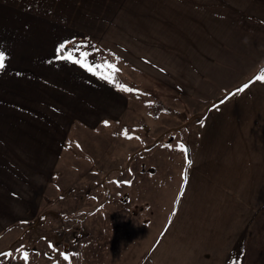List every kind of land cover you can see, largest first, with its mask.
Here are the masks:
<instances>
[{
    "label": "rangeland",
    "instance_id": "1",
    "mask_svg": "<svg viewBox=\"0 0 264 264\" xmlns=\"http://www.w3.org/2000/svg\"><path fill=\"white\" fill-rule=\"evenodd\" d=\"M126 1L124 6V0H76L75 8L64 15L69 22L73 18L74 23L64 25V37L90 39L88 46L80 50L89 53V63L100 66L97 71L103 72L105 78L78 68L68 75L60 73L58 113L45 107L47 101L39 95L31 107H35L32 113L42 112L50 121H11L5 115L26 118L22 114L26 111L19 113L13 107L0 106V144L12 149L10 153H0V170H8L15 177L42 164V173L37 176L40 183L26 184L33 195V216L12 221L11 227L0 234V253L11 252L7 257L11 263L19 261L27 251L33 264H147L142 255L151 249L150 239L158 238L174 211L185 172L190 175L193 166L188 159L193 161L194 152L190 144L200 141L196 137L199 124L204 123L200 116L206 114L210 101L196 90H191L190 96L182 93L177 83L161 72L139 71L147 60L144 53L152 52L156 42H147L149 51L144 46L132 54V41L120 40L132 33V17L138 19L137 11L142 9L141 0ZM207 1L209 8L218 6L206 9L217 21L227 17L226 37L238 33L233 22L237 17L235 8L221 7L222 0ZM71 43L76 44V49L78 41ZM116 51L124 54L117 58ZM259 57L261 61L251 72L237 76L240 80L236 84L261 69L264 54ZM105 62L115 65V69L105 67ZM109 76L111 79L106 78ZM87 80H93L92 84L82 83ZM98 80L102 81V89ZM232 81L220 83L217 96L213 89L216 99L224 95L222 90ZM118 84L127 85V89ZM86 98L92 102L91 112H84ZM116 100L124 103L120 105L123 115L121 111L116 114L119 119L115 116ZM105 120L109 121L107 125ZM41 126L44 130L38 131ZM125 130L131 138L124 135ZM36 136L53 141L52 152L17 151L25 149L19 147L23 139L33 143ZM185 140L191 141L190 151L187 146L186 151L179 147L185 145ZM137 209L141 212L140 228L134 230L130 226L138 216ZM146 222L151 234L144 239ZM147 241L149 245L145 247ZM246 244L250 247L246 264H264V169L253 167L246 169ZM39 256L40 260L35 261Z\"/></svg>",
    "mask_w": 264,
    "mask_h": 264
},
{
    "label": "crops",
    "instance_id": "2",
    "mask_svg": "<svg viewBox=\"0 0 264 264\" xmlns=\"http://www.w3.org/2000/svg\"><path fill=\"white\" fill-rule=\"evenodd\" d=\"M75 1L0 0V50L10 54L0 70V106L4 104L18 112L26 111L22 113L26 118L5 115L11 121H50L51 118L42 112L32 113L35 110L32 105L35 100L38 102L37 95L47 101L45 107L48 105L52 112L58 113L59 74L68 75L76 68L91 74L80 64L63 59V51H56L64 41H68L65 51L74 48L73 41H78L76 49L84 50L89 44L87 37L67 40L63 34L65 24H74L73 18L69 22L64 15L68 14V9L75 8ZM222 1L221 7L231 5L229 9L236 10L233 22L239 32L233 37H226L224 32L229 28L227 17L217 21L206 11L218 7L209 8L207 0H141L138 19L132 17L131 20L132 33L129 37H120V40L132 41V54L140 52V47L146 46L148 41L156 42L152 52L150 45L146 46L148 53L142 51L147 60L144 61L146 68H139L141 73L143 70L161 72L165 78L176 82L182 93L190 96L191 90H196L210 101L206 114L200 116L204 121L199 124L200 132L196 135L200 141L194 144L183 141L189 151L190 145L194 147L193 161L188 159L193 167L189 176L185 172L168 222H164L166 225L155 241L150 239L151 249L142 255L147 264H246L250 248L246 244V169H264V80L258 79L264 72V64L245 82L236 83L240 80L237 76L251 72L261 61L259 56L264 54V0ZM126 2L124 0V6ZM122 53L116 51L115 57ZM116 67L121 69L119 65ZM229 79L233 81L222 90L224 95L216 99L220 92L216 88ZM87 81L82 83L91 85L93 80ZM99 82L102 89V81ZM243 85L247 87L240 90ZM123 104L115 101L118 119L116 114L121 111L123 115L120 106ZM91 105L86 98L84 112H91ZM42 130L43 126L38 131ZM33 139V143L31 139H23L19 147L25 149L17 151L52 152L53 141L42 136ZM10 152L12 149L8 145L0 144V153ZM33 167L32 172L25 171L15 177H11L8 170H0V234L11 227L12 221L19 218L25 221L33 216V195L26 184L41 181L37 176L42 173V164L39 168ZM139 213L137 209L138 216L130 229L140 228ZM148 225L146 222V229L143 228L144 239L151 234ZM147 242L145 247L149 245ZM5 253L8 251L0 253V264H24L22 257L9 262ZM27 264L33 261L28 259Z\"/></svg>",
    "mask_w": 264,
    "mask_h": 264
},
{
    "label": "snow or ice",
    "instance_id": "3",
    "mask_svg": "<svg viewBox=\"0 0 264 264\" xmlns=\"http://www.w3.org/2000/svg\"><path fill=\"white\" fill-rule=\"evenodd\" d=\"M67 44H68V41H64L56 49L57 52L63 51V56H62L63 59L72 61V62H74L76 64H80L82 67L86 68L88 71L94 72L95 74L100 75L102 78H105L103 72L97 71V67H100V66L93 67V65L91 63H89V61H88L89 53L87 51H81L80 49H75V48L65 51V46ZM75 53H79V55H76ZM9 55L10 54L7 53L6 51L0 50V70H2L5 67V62H6V59L8 58ZM104 66L108 67V68H111L113 70L115 69V65H112L109 62H105ZM106 78L111 79L110 76L106 77ZM258 79L264 80V72H262L259 75ZM117 87H120V88H123V89H127V85H119L118 84ZM243 87H247V85H243L240 90H243ZM103 123L107 125L109 123V121L105 120V121H103ZM124 135L128 136L129 138H131V136H130V134H129V132L127 130H125ZM179 147L181 149H185V151H186L185 145L180 144ZM188 162L191 163V161H188ZM129 183H130V181H129ZM5 255L10 256L11 252L5 253ZM62 255L64 256V258L66 260H69V256H68L67 253H63ZM22 258H23L24 264H27L28 259H29V253L27 251H24Z\"/></svg>",
    "mask_w": 264,
    "mask_h": 264
}]
</instances>
